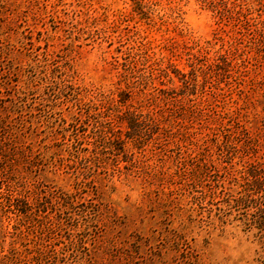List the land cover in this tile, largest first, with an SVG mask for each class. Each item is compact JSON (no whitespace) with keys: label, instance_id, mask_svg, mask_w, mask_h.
<instances>
[{"label":"rangeland","instance_id":"rangeland-1","mask_svg":"<svg viewBox=\"0 0 264 264\" xmlns=\"http://www.w3.org/2000/svg\"><path fill=\"white\" fill-rule=\"evenodd\" d=\"M197 2L214 21L203 45L180 26L188 0H0L6 180L30 203L25 217L0 198V264H228L236 222L264 264L242 222L264 215V0ZM131 110L154 123L127 137ZM249 165L263 184L239 202Z\"/></svg>","mask_w":264,"mask_h":264},{"label":"trees","instance_id":"trees-1","mask_svg":"<svg viewBox=\"0 0 264 264\" xmlns=\"http://www.w3.org/2000/svg\"><path fill=\"white\" fill-rule=\"evenodd\" d=\"M181 79L183 80L184 85L188 81L184 73H182ZM119 119L120 122L126 123L127 129L124 133L127 137H129V135H137L139 131H141V128L146 126L147 120L150 123H154V119L151 116L142 117L139 113H136L133 110L123 111L120 114ZM118 131L122 133L120 129H118ZM118 131H115L112 127H107L106 129H100L99 135L106 142V144H109L110 147L112 146V148L117 149L119 144L123 143V138L117 134ZM17 143L18 140L15 134L11 129H9L8 125L0 115V198H3V200L7 203L6 206H14L12 212H16L18 215L22 214L27 217V213L30 210V203L26 197H20V193H18L16 189H10L6 180L8 179L10 170L12 169L14 163L12 161L15 160L14 156L17 154ZM245 175L246 184L244 185L243 191H241L242 193L240 195L239 202L250 203L255 200L254 195L257 191H259L261 185L263 184V180L260 179V168L257 165H249V167L245 170ZM4 185H7V187L3 188ZM70 199L71 194L63 193L56 201L60 204L57 209L62 211L61 206L68 209V204L70 205L68 202ZM255 208L257 209L255 213L263 211L262 208L258 207V205ZM242 222L246 225L248 230L253 227H258L259 238L264 242V215L262 216L261 214H258L255 219H245L242 220ZM10 255L11 256L6 255L5 258L12 261L16 258L17 253L12 249ZM42 255L43 252H40L34 260H40ZM52 264L57 263L55 261Z\"/></svg>","mask_w":264,"mask_h":264},{"label":"clouds","instance_id":"clouds-1","mask_svg":"<svg viewBox=\"0 0 264 264\" xmlns=\"http://www.w3.org/2000/svg\"><path fill=\"white\" fill-rule=\"evenodd\" d=\"M181 7L185 13L182 17L181 28L189 34L192 40L198 41L201 45L210 40L214 28L211 14L202 11L197 0H188L187 6L181 5ZM166 12L167 7L163 4L154 9V15H164ZM124 194L130 196L132 200H137L140 196L138 191H128L127 189H124ZM226 234L234 235H229V238L224 241L227 248L225 251L218 252V258L222 260L225 256L231 257L228 264H250L257 248L252 239L253 232L245 233L242 230V225L236 222L229 224L226 228ZM242 257L243 259H241Z\"/></svg>","mask_w":264,"mask_h":264}]
</instances>
